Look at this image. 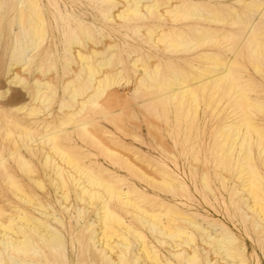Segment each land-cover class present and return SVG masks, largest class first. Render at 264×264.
<instances>
[{
  "label": "bare ground",
  "instance_id": "1",
  "mask_svg": "<svg viewBox=\"0 0 264 264\" xmlns=\"http://www.w3.org/2000/svg\"><path fill=\"white\" fill-rule=\"evenodd\" d=\"M15 1V18L8 20V26L19 25L23 33L15 37V51L5 63L7 73L13 66L20 65L21 70L31 61L24 60L19 51L21 47L34 50L46 37V9L41 6V0ZM109 1L115 2L113 7L121 9L117 14L119 18L128 19L126 26L138 27L139 33L140 25L145 26L146 40L152 44L146 45L150 53L145 55L141 50H133L130 54L137 79L147 94H155L154 98L168 97L175 106L187 104L197 109L199 89L208 88L207 107L225 111L217 128L219 141L212 154L215 161L210 163L221 185L213 187L214 181L212 183L208 176L210 167L203 180L210 200H216L218 193L226 197L221 214L226 225L221 231L215 229L216 223L221 221L216 218L219 208L215 205L209 219L202 220L196 213L174 206L142 204L139 198L131 197L130 192L122 189L120 179L97 172L85 158L72 153L71 143L66 142L71 128L81 129L86 138H98L90 129L94 125V113L89 110L100 105V98L113 80L115 82V77L122 74L120 67L115 71L107 70L116 56L111 46L90 47L86 52L77 50L81 70L75 75L76 80L67 82L69 101L61 104L65 107V116L55 124L42 122L41 128V123L31 120L53 101L46 92L52 81L36 79V91L30 95L39 103L18 106L16 112H24L21 116L15 114V119L5 128L6 137H13L14 147L10 151L17 165L33 181L32 186L43 189L45 185L35 165L22 152L25 147L35 154L37 147L43 154V174L55 186L60 205L69 210L74 195L80 208L83 207L78 214L80 220L87 217L88 209L91 216L97 215L85 225V231L92 254H98L103 264H264V0ZM3 4L0 0V29L5 26L1 17ZM78 40L76 35L70 44ZM208 48L212 49L203 51ZM182 50L203 52L196 56L197 62H184L187 69L180 72L175 66L177 61L168 58L163 64L170 72L163 71L159 52ZM24 80L15 71L10 83L20 84ZM98 142L110 154L118 153L100 138ZM148 165L168 175L165 170L155 168L154 163ZM0 167L5 170L6 182L14 189L15 197L42 215L40 218L19 206L8 214L0 204V243L3 246L2 249L0 245V264L3 250L11 254L10 264H30L21 261L36 256L32 250L37 244L51 253L63 242L61 231L47 222L49 219L62 221L50 210L44 196L9 170L1 153ZM135 167L144 173L139 166ZM154 178L156 183L158 180L161 184L170 183L164 176ZM114 200L118 201L117 206ZM124 215H131L138 222H126ZM237 216L240 219L234 220ZM145 227L149 232L145 233ZM135 240L137 247L133 251L130 244ZM163 250L176 258L177 263L166 258ZM44 259L49 261L51 256L46 254L40 258Z\"/></svg>",
  "mask_w": 264,
  "mask_h": 264
},
{
  "label": "rangeland",
  "instance_id": "2",
  "mask_svg": "<svg viewBox=\"0 0 264 264\" xmlns=\"http://www.w3.org/2000/svg\"><path fill=\"white\" fill-rule=\"evenodd\" d=\"M3 3L5 5L3 4L2 14L6 17L4 19L3 15L1 16L5 26L0 29V153L4 155L10 171L22 179L29 188L37 190L38 194L44 196V200L50 204V210L55 211L56 217L62 221L58 223L55 219H49L47 222L57 231H61L64 238L51 253L45 246L37 244L32 250L36 256L28 257L27 261L21 262L103 264L98 254L94 253L97 256L92 254L93 248L85 231V225L91 218L96 219L97 215L91 216L92 213L88 209L85 215L87 217L80 220L78 214L83 207L80 208L74 195L69 210L65 209V205H60L55 186L43 174V154L37 150V147L35 154L23 147V154L33 162L45 185L43 189H38L34 184L32 186L33 181L21 171L16 163L17 159L11 154L10 149L14 147L13 137L8 138L5 135V128L15 119V114L21 116L24 112H16L18 106L30 107L39 103V101H33L30 95V92L36 91V79L52 81L51 87L46 92L51 94L53 101L31 121L41 123V128L42 122L55 124L61 117L64 118L66 110H63L65 107H61V104L69 101L66 92L67 82L76 80L75 75L81 70V63L76 57L77 50L82 49L86 52L90 47L103 49L105 46H111L116 56L107 70L115 71L117 67H120L122 74L115 77L117 80L115 79V82L113 80L111 87L100 98V105L89 110L94 113V125L90 129L98 138H86L81 129L71 128L70 139L66 142L71 143L69 147L72 153L85 158L84 161L92 164L97 172L120 179L119 185L122 189L130 192L131 197L139 198L140 202L147 206H174L182 211L196 213L202 220H208L212 206L215 205L219 208L216 218L221 220L220 223H216L218 226L215 229L223 230L222 226L226 225V221L221 214L226 197L218 193L216 200H210L206 182L203 180L206 169L210 167L208 172L211 174L207 173L212 179L211 182L214 181L213 187L218 188V185H221L220 177L213 172V166L210 163L213 164L215 161L212 154L215 143L219 141L217 128L225 117V111L218 112L217 109L212 110L207 107L208 88L199 89L200 100L197 109L196 106L187 104L175 106L168 97L154 98L155 94H147L145 87L137 79L138 73L135 72V66L131 63L130 54L133 50H141L145 55L150 53L146 45L152 46V44L146 40L148 36L145 26L140 25L142 27L140 33L137 31L138 27L126 26L128 19L119 18L117 14L121 9L119 6L113 7L115 2L109 0H41V6L46 9V37L34 50L32 47L29 49L21 47L19 51L24 56V60L31 61L21 70L20 65L13 66V70L7 73L5 63L11 52L15 51V37L21 36L23 29L19 25L12 28L8 26L11 18H15L16 1L3 0ZM76 35L80 40L70 44ZM87 36L92 39L89 40ZM210 49L212 48L203 51H210ZM203 51H160L159 59L162 60V69L168 71L163 62H168V58H174L177 61L175 66L178 71L185 70L187 68L183 63L197 62L196 56ZM28 66L29 69H27ZM40 68L43 69L42 72ZM15 71L25 78L24 83H10ZM99 138L118 153L112 155L107 152L99 144ZM148 163H154L155 168L165 170L168 175L156 171ZM135 166H139L144 173H140ZM0 169V204L6 212L13 213L15 207L19 206L42 218L40 212L30 209L15 197L14 189L6 182L5 170L1 167ZM163 176L167 177L170 183H159L158 179H162ZM153 177L158 180V184ZM209 201L211 202L208 203ZM117 202L114 200L115 206ZM234 218V220L240 219L239 216ZM124 219L126 222H138L131 215H124ZM145 228H143L145 233L149 232ZM155 243L153 242V245ZM1 247L3 249L2 245ZM130 247L135 251L136 240L130 244ZM197 248L196 245L195 249ZM200 248L202 249L203 246L200 245ZM203 252L205 254L206 250ZM249 253L252 254V251ZM46 254L51 256V260H40ZM162 254L166 255V258L173 259V263H177L176 258L167 251L163 250ZM10 258L11 254L3 250L1 264H10Z\"/></svg>",
  "mask_w": 264,
  "mask_h": 264
}]
</instances>
